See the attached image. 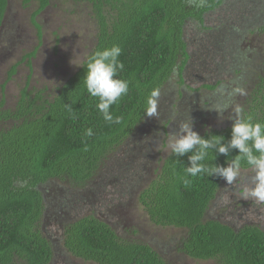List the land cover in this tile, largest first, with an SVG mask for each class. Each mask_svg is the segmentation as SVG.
Masks as SVG:
<instances>
[{
    "label": "trees",
    "instance_id": "1",
    "mask_svg": "<svg viewBox=\"0 0 264 264\" xmlns=\"http://www.w3.org/2000/svg\"><path fill=\"white\" fill-rule=\"evenodd\" d=\"M10 1L0 0V31ZM51 1L24 0V5L39 4L36 18L48 10ZM70 1L88 4L94 11L99 33L93 51L53 99L46 98L43 92L34 94L27 87L15 110H3L5 101L0 107V264L50 263L51 249L38 229L44 212L39 188L55 180L79 185L91 180L101 164L143 123L151 91L159 89L161 95L175 73L185 83L183 74L190 59L188 25L195 22L205 29L208 16L226 2ZM256 7L258 10L251 11L254 16L244 24L261 26L259 32L264 35V0H259ZM113 45L122 49L119 60L124 65L114 78L129 82L127 94L110 108L119 123L103 119L97 108L99 99L90 96L83 81L88 59L96 51ZM36 55L26 57L30 66ZM16 73L17 67L12 75ZM257 76L260 84L250 95L240 118L251 116L253 122L264 123V66ZM9 122L11 126L2 127V123ZM89 128L92 136L86 135ZM232 128L233 125L209 130L202 138L220 136L224 144H229ZM209 152L204 161L208 166L227 167L239 155L236 149H230L228 155L215 148ZM191 154L172 153L157 178L141 194L140 201L151 221L160 227L187 230L181 251L192 259L218 264H264V231L257 227L237 231L218 221H206L224 179L203 173L188 176L190 183L185 186V168L191 166ZM241 169L249 170L245 161H241ZM67 248L77 258L96 264H166L151 246L123 240L97 219L73 225L68 232Z\"/></svg>",
    "mask_w": 264,
    "mask_h": 264
},
{
    "label": "rangeland",
    "instance_id": "2",
    "mask_svg": "<svg viewBox=\"0 0 264 264\" xmlns=\"http://www.w3.org/2000/svg\"><path fill=\"white\" fill-rule=\"evenodd\" d=\"M258 1L226 0L219 11L208 16L205 29L199 23L189 24L187 42L194 57L185 83L175 73L160 95L157 115L147 116L131 138L101 164L90 186L56 185L65 191L84 193L91 202L89 208L97 209L120 238L151 246L166 264H218L185 255L181 250L188 231L155 225L140 198L172 154L170 148L163 147L167 138L178 136L183 123L190 122L202 137L209 130L233 125L237 104L243 110L247 108L264 66L261 26L244 24L254 16L251 11L258 10L254 8ZM38 10V3L25 7L24 0L10 1L0 31V107L6 102L3 110H15L27 87L34 94L43 92L53 99L97 43L99 28L90 5L52 0L48 10L35 18ZM33 53L37 55L30 66V59H25ZM16 67L17 73L12 75ZM235 87L243 88L245 94L229 96ZM225 105L226 110H216ZM253 175L250 169H240L232 185L223 180L206 221H218L237 231L264 224V204L240 197L241 189L252 185ZM224 197L229 198L228 203Z\"/></svg>",
    "mask_w": 264,
    "mask_h": 264
},
{
    "label": "clouds",
    "instance_id": "3",
    "mask_svg": "<svg viewBox=\"0 0 264 264\" xmlns=\"http://www.w3.org/2000/svg\"><path fill=\"white\" fill-rule=\"evenodd\" d=\"M122 49L119 45L96 51L87 61V72L84 78V85L91 97H97L98 110L102 113L103 119L109 123H119L120 119L113 117L110 108L112 105L128 92L129 82L123 79L114 78L118 71L124 68L119 60ZM245 90L241 87L232 89L229 96L244 95ZM160 95L159 89L151 91L149 94L145 110L148 117L157 115V98ZM217 108L222 112L226 110ZM234 111L237 118L233 122L232 137L229 144H224V138L212 136L211 139L202 138L193 130L190 122L181 125L178 136H169L167 143L163 145L165 150L171 149L176 156H189L190 165L185 168L184 184L187 186L190 181L188 176L196 177L207 173L211 176L223 178L228 185H232L238 178L241 161H245L249 169L254 173L251 186H245L240 191V197L244 200H253L256 204H264V123L253 122L251 116L240 118L243 108L236 105ZM87 136H92V129L86 130ZM215 148L220 154L228 155L230 149L239 151V155L228 163L227 167L213 164L208 166L204 163L209 156V150ZM224 202L228 203L229 198L224 197Z\"/></svg>",
    "mask_w": 264,
    "mask_h": 264
},
{
    "label": "flooded vegetation",
    "instance_id": "4",
    "mask_svg": "<svg viewBox=\"0 0 264 264\" xmlns=\"http://www.w3.org/2000/svg\"><path fill=\"white\" fill-rule=\"evenodd\" d=\"M188 52L190 59L183 74L184 81L187 79L194 57L189 51V46ZM159 100L160 98L158 99V103ZM9 123H2V127ZM92 179L83 185L55 180L39 188L44 200V212L38 229L43 236L42 238L49 244L52 252V259L49 264H77L71 261L70 258L72 257L76 258L78 261L82 260L74 256L67 248L68 232L73 225L85 219H97L111 227L109 222L105 220L97 209L94 210L89 208L90 206L88 205H91V202L84 193L65 191L63 188L56 186L57 184L65 185L69 183L79 188H84L90 186ZM257 228L264 231V224L259 223ZM112 229L115 231L114 228ZM115 233L120 237L116 231ZM83 261L85 262V260ZM86 263L96 264L93 262ZM19 264H23V262Z\"/></svg>",
    "mask_w": 264,
    "mask_h": 264
}]
</instances>
